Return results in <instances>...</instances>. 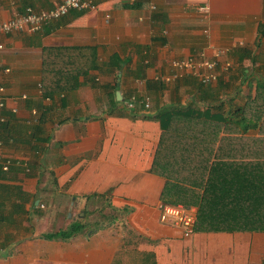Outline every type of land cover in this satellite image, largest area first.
Listing matches in <instances>:
<instances>
[{"label":"crops","instance_id":"1","mask_svg":"<svg viewBox=\"0 0 264 264\" xmlns=\"http://www.w3.org/2000/svg\"><path fill=\"white\" fill-rule=\"evenodd\" d=\"M57 1L2 0L0 20ZM93 1L34 34L0 35V120L15 137L0 151L26 165L0 173V264H264V231L186 238L162 221L167 179L152 171L162 135L152 116L229 109L264 79V0ZM55 46H91L97 67L45 93L43 49ZM219 50L208 86L193 75L155 79L175 72L173 60ZM133 95L140 103L129 108ZM78 222L86 227L73 236L45 237Z\"/></svg>","mask_w":264,"mask_h":264},{"label":"trees","instance_id":"2","mask_svg":"<svg viewBox=\"0 0 264 264\" xmlns=\"http://www.w3.org/2000/svg\"><path fill=\"white\" fill-rule=\"evenodd\" d=\"M93 49L44 48L45 93L56 86L73 88L77 76L97 67ZM152 117L162 129L152 171L167 179L163 202L196 205V229L264 231V79L244 104L229 109L219 103L204 110L169 107ZM7 124L0 120V138L14 143L15 137L6 134ZM85 225L78 222L45 237L68 238Z\"/></svg>","mask_w":264,"mask_h":264},{"label":"built area","instance_id":"3","mask_svg":"<svg viewBox=\"0 0 264 264\" xmlns=\"http://www.w3.org/2000/svg\"><path fill=\"white\" fill-rule=\"evenodd\" d=\"M2 0H0L1 2ZM96 4L93 0H58L51 8L36 10L31 6L25 7L24 10H17L15 14L5 20H0V35L26 33L34 34L50 23L51 21L58 20L67 15L72 10H91L95 9ZM206 10L207 5L201 7ZM5 44L0 42V49H3ZM225 52L219 50L214 58H209L204 52L199 56H192L183 59H176L172 61V66L175 72L169 74H158L155 79L163 83H170L184 75L195 76L203 85H210L219 79L220 65L218 57ZM230 62L225 64V69H230ZM140 103L138 97L133 95L129 99V108H135ZM146 107H150L149 98L143 100ZM0 105L3 106V98L0 97ZM1 120H5L2 118ZM13 140L10 139L9 143ZM4 141L0 138V148L4 146ZM23 162L15 159L0 151V171L8 172L13 165L21 166ZM25 165V164H23ZM26 167V165H25ZM0 180V185H1ZM161 219L162 221L169 222L178 227L183 236L186 238L191 237L195 231L198 222V209L195 206H186L183 203L170 204L162 203L161 205Z\"/></svg>","mask_w":264,"mask_h":264},{"label":"rangeland","instance_id":"4","mask_svg":"<svg viewBox=\"0 0 264 264\" xmlns=\"http://www.w3.org/2000/svg\"><path fill=\"white\" fill-rule=\"evenodd\" d=\"M251 81H252V82H251V87L247 86L246 89H245V91H246L247 93L253 91L254 88H255V80L252 78ZM40 87L42 88V85H40ZM246 96H247V94H246ZM242 103H243V102H242ZM242 103H241V104H242ZM102 214L105 215L106 212H102Z\"/></svg>","mask_w":264,"mask_h":264},{"label":"water","instance_id":"5","mask_svg":"<svg viewBox=\"0 0 264 264\" xmlns=\"http://www.w3.org/2000/svg\"><path fill=\"white\" fill-rule=\"evenodd\" d=\"M117 94L119 95V94H120V92H118V91H117Z\"/></svg>","mask_w":264,"mask_h":264},{"label":"clouds","instance_id":"6","mask_svg":"<svg viewBox=\"0 0 264 264\" xmlns=\"http://www.w3.org/2000/svg\"><path fill=\"white\" fill-rule=\"evenodd\" d=\"M198 223V222H197Z\"/></svg>","mask_w":264,"mask_h":264}]
</instances>
